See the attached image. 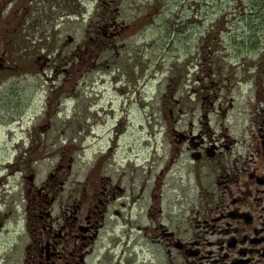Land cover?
<instances>
[{"label":"flooded vegetation","instance_id":"obj_1","mask_svg":"<svg viewBox=\"0 0 264 264\" xmlns=\"http://www.w3.org/2000/svg\"><path fill=\"white\" fill-rule=\"evenodd\" d=\"M28 1L14 4L13 33ZM41 1L58 8L81 3ZM97 3L91 58L95 49L118 58L119 47L155 29L161 39L157 3L134 2L124 11L114 0ZM223 52L193 50L186 64L167 69L165 59L137 51L120 79L91 87L83 80L104 67L97 62L55 68L64 81L48 95L43 134L52 133V120L71 121L83 139L61 146L53 136L32 134L20 157L1 164L0 264H264V82L255 65H223ZM164 84L169 94L155 107L154 90ZM105 85L122 95L129 93L120 88H142L148 124L140 148L121 150L120 125L98 124L102 113L124 120L97 101L93 88ZM82 86L68 111L67 90ZM159 135L168 146H158Z\"/></svg>","mask_w":264,"mask_h":264},{"label":"rangeland","instance_id":"obj_2","mask_svg":"<svg viewBox=\"0 0 264 264\" xmlns=\"http://www.w3.org/2000/svg\"><path fill=\"white\" fill-rule=\"evenodd\" d=\"M98 1L81 0L76 7L66 5L58 8L41 0H30L26 5L23 26L16 27L17 32L13 33V18L17 22L19 15L16 12L19 6L14 4L25 3V0H0V68L1 63L7 67L0 72V166L10 162L12 156L13 162L20 157L26 151L32 134L42 141L53 136L61 146L76 147L83 139L78 136L71 121L52 120V133L43 134L48 123L45 116L48 95L57 86L55 82L64 81L61 70L55 72L58 67L93 66L95 62L97 66H104L85 75L83 82H89L88 87H91L90 82L97 80L98 83H108L120 79L122 72L129 68V57L135 56L137 51L139 55L141 51L142 55H145V51L146 54L149 51L150 54L155 53L166 60L163 63L169 69L174 64H186L193 50L204 48L212 52L224 51L221 59L223 65L242 66V71H249V65L257 66V77L264 82V0H114L122 3L123 11L134 2L157 3L162 15L156 21V27L161 28L162 37L156 38L155 29L154 34L145 39H132L126 42L128 47H119L118 58L116 52L100 53L101 50L97 49L95 58H91L87 49L94 47L90 37L96 30ZM167 28H171L168 36ZM178 29H182L180 34L176 32ZM69 38L73 42H69ZM97 56H100L99 59H96ZM107 65L111 68L107 69ZM42 67H45L44 70H41ZM83 87L87 86L67 90L68 111L75 107V98L84 91ZM93 89L99 93L97 101L101 105L109 104L107 113L112 108L117 113L121 112L124 119L118 123V118L111 120L110 115L102 113L98 124H105L106 130L112 125H120L118 145L121 150L129 146L140 148L141 131L148 124L141 117L142 88H120L129 95L119 94L109 85ZM154 91L158 93V100L152 102L156 107L157 102L169 94V90L164 84ZM185 95L186 89L179 96ZM55 106L56 103L51 108V114L55 112ZM157 141L158 146L159 143L168 146L160 135ZM43 145L52 146L45 142ZM86 145H90L89 139Z\"/></svg>","mask_w":264,"mask_h":264},{"label":"water","instance_id":"obj_3","mask_svg":"<svg viewBox=\"0 0 264 264\" xmlns=\"http://www.w3.org/2000/svg\"><path fill=\"white\" fill-rule=\"evenodd\" d=\"M70 41H71V39H70Z\"/></svg>","mask_w":264,"mask_h":264}]
</instances>
